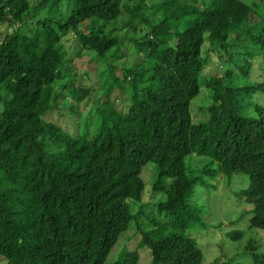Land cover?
Segmentation results:
<instances>
[{
  "label": "trees",
  "instance_id": "trees-1",
  "mask_svg": "<svg viewBox=\"0 0 264 264\" xmlns=\"http://www.w3.org/2000/svg\"><path fill=\"white\" fill-rule=\"evenodd\" d=\"M62 2L74 4L70 16L33 24L42 6L56 9ZM263 5L264 0H0V264H104L131 228L141 234L138 248L126 246L112 264H138L145 247L151 264H203L204 253L187 234L197 221L189 198L201 180L187 174L191 154L218 164L217 170H203L208 176H249L238 196L254 207L250 228L264 230V105H254L249 114L252 103L244 100L264 93V66L261 81L245 87L225 85L232 69L226 76L205 75L214 59L234 64V32L237 43L253 42L240 46V71L249 75L255 62H264V20L255 31L251 25ZM120 17L127 21L108 30ZM119 30L125 31L122 38L114 35ZM70 33L73 56L88 51L98 59L96 77L92 66L88 72L91 86L69 93L80 106L95 104L92 127L75 134L53 121L65 101L55 87L73 77L64 43ZM253 47L261 52L257 61ZM133 52L143 60L134 64ZM151 58L155 62L147 65ZM204 86L212 93L209 118L195 123L191 103ZM116 91L125 93V109ZM151 162L159 168L153 190L163 192L152 199L164 194L166 200L144 204L141 173ZM132 202L141 204L137 214ZM243 237L241 231L226 236ZM259 248L251 239L242 251L253 264H264ZM240 256L211 264H235Z\"/></svg>",
  "mask_w": 264,
  "mask_h": 264
},
{
  "label": "rangeland",
  "instance_id": "rangeland-1",
  "mask_svg": "<svg viewBox=\"0 0 264 264\" xmlns=\"http://www.w3.org/2000/svg\"><path fill=\"white\" fill-rule=\"evenodd\" d=\"M201 1V0H200ZM32 5L42 4L44 0H30ZM49 3H52L50 1ZM42 6L33 17L32 22L36 24L38 20H43L45 18L51 17L54 20H63L72 14L74 9L73 3L62 2L59 8H51L50 4ZM50 8H49V7ZM52 9V10H51ZM257 17L254 15L251 17V25L255 31V26L261 24L264 20V5L259 9ZM123 21H127V18L120 17L116 21L108 25V30H112L117 25H123ZM33 27V25H30ZM122 27V26H120ZM183 29V28H181ZM252 29V30H253ZM247 30L243 28L241 32H246ZM257 31V30H256ZM258 32V31H257ZM125 31L119 30L114 32V35L122 38ZM239 35L238 32L232 34L231 39H234L232 43H236L237 48L233 49L230 53L233 57L234 64L228 65L221 60V62L212 61L215 65L211 67L205 75L211 77H221L226 76L227 70H234L233 76L225 80V85H230L233 87H245L251 85L255 82H260L259 76L262 75L259 66H264V62H255L249 72V75L239 73V68L237 66L238 62L242 63L244 49L240 47L241 45H251L253 43L251 40H246L243 44L237 43L236 37ZM144 36V33H139L138 38ZM74 34L70 33L66 38H64V43L69 50V55L71 62L68 64L73 77L65 78L58 84L55 89L60 92L64 91L65 101L60 102L58 107L53 113V121L60 125L62 129L70 134H75L77 132H83L87 127L91 126V121L93 120V107L95 104L80 106L77 100H74L69 93H75V89L91 86L92 80L89 78L88 72L90 71V66L93 67L92 77L95 78L97 75V65L98 59L94 56L92 52L77 50L76 55L73 56V49L75 50V38ZM175 42L170 43L174 45ZM161 49V47L159 48ZM257 47H253L254 59H260L261 52L256 50ZM131 57L134 64L143 60V56L135 54ZM131 60H127L128 63ZM155 62L154 58L148 59L146 64H153ZM89 64V65H88ZM235 66V67H234ZM260 80V81H259ZM66 85V86H65ZM63 87H69V90H63ZM5 92L1 93L4 96ZM211 91L205 86L201 89L200 94L192 100L191 103V115L194 122H206L209 118L208 107L212 104ZM98 97L97 94H95ZM126 97L123 91H116L114 98L117 102L122 105L125 109L126 103L124 98ZM245 101H251V106L248 107V113L253 114L254 105L260 104L264 105V93L256 94L252 97H246ZM201 110V111H200ZM203 110V111H202ZM187 174L190 177H201L199 183L195 185L193 195L189 198V203L191 207L197 210L196 222H193L192 227L188 231V236L194 238L198 243L199 248L204 253L203 264H211L219 259H226V256H235L242 253L239 261L235 260V264H253L251 257L244 255L243 247L247 245L251 239L256 240L257 246H259V252H264V230L257 228L251 229V217L253 216L254 207L248 204L243 198L238 196V193L244 191L249 186V176L242 173H236L231 177L224 174H218L216 176H208L203 174V170L208 167L210 169L217 170L218 164L212 162L209 157L199 156L196 154H191L186 158ZM158 166L151 162L148 163L141 173V178L145 183V196L143 198L144 204L158 203L160 201H165L166 196L164 194H158L155 199H152L153 193H156L153 188L158 180ZM171 180H166L168 185ZM163 193V192H158ZM141 204L131 203V208L134 214L139 212ZM148 211H154L155 209L148 208ZM151 218L164 219L161 215H150ZM149 216H144L143 220H147ZM138 231V230H137ZM134 228L125 232L120 238L118 243L112 249L109 257L104 264H112L114 261L120 258L121 252L128 246V249L135 250L138 248L139 240L141 239V234L137 232ZM241 231L244 233V237L241 240L234 241L232 239L226 238L228 233ZM140 261L138 264H151V254L149 248L145 247L139 250Z\"/></svg>",
  "mask_w": 264,
  "mask_h": 264
},
{
  "label": "clouds",
  "instance_id": "clouds-1",
  "mask_svg": "<svg viewBox=\"0 0 264 264\" xmlns=\"http://www.w3.org/2000/svg\"><path fill=\"white\" fill-rule=\"evenodd\" d=\"M256 17H257V16H256ZM231 37H232V35H231ZM231 37H230V39H229V42H232V41L234 40V39H231ZM234 45H235V44H234ZM236 48H237V47H236ZM236 48H235V49H236ZM238 63H239V62H238ZM234 67H235V66H234ZM238 68H239V66H238ZM233 72H235V71L233 70ZM239 73H243V72H241L240 69H239ZM243 74L247 75L246 73H243ZM233 75H235V74L233 73ZM233 75H232V76H233ZM247 76H248V75H247ZM168 180H171V179H168ZM170 183H171V182H170ZM170 183H169V184H170ZM156 193H158V192H156Z\"/></svg>",
  "mask_w": 264,
  "mask_h": 264
}]
</instances>
